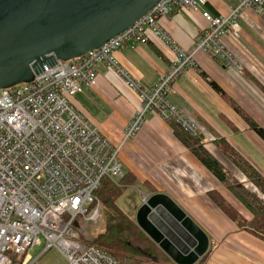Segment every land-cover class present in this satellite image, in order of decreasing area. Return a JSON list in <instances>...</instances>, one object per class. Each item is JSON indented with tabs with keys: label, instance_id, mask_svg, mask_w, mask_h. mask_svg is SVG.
<instances>
[{
	"label": "built area",
	"instance_id": "1",
	"mask_svg": "<svg viewBox=\"0 0 264 264\" xmlns=\"http://www.w3.org/2000/svg\"><path fill=\"white\" fill-rule=\"evenodd\" d=\"M209 0H160L126 29L75 58L44 64L28 81L0 88V264H12V257L29 264V250L42 245L36 260L55 248L66 264H117L108 252L90 245L86 235L90 222L100 217L93 206L95 192L105 178L123 175L118 158L124 143L132 139L149 112L163 120L174 119L190 135L199 129L171 102L175 80L195 65L203 52L235 69L241 65L222 42L227 28L240 35L237 19L250 9L264 13V0H236L226 14L201 11L206 26L186 51L161 29L158 20L177 5L197 10ZM152 32L175 49L167 70L150 88L139 85L114 58L124 44L134 46L148 40ZM107 64L141 101L126 125L122 140L113 144L70 103L82 86L93 87L97 65ZM150 194L140 193L141 203Z\"/></svg>",
	"mask_w": 264,
	"mask_h": 264
},
{
	"label": "crops",
	"instance_id": "2",
	"mask_svg": "<svg viewBox=\"0 0 264 264\" xmlns=\"http://www.w3.org/2000/svg\"><path fill=\"white\" fill-rule=\"evenodd\" d=\"M235 5L236 0H209L206 5H199L197 10L177 5L169 15L160 17L158 23L176 45L190 51L206 26L201 11L207 9L214 14L224 15ZM237 22L240 27L239 37H235L231 29L227 28L222 42L238 60L241 69L230 67L206 53L197 52L195 65L188 67L175 80L169 98L184 116L195 123L204 138L205 147L219 161L222 162L219 156L221 152L211 142L222 136L264 173L241 148L243 143L246 144L245 141L258 145L263 142L255 137L254 131L226 101L233 99L264 127V13L246 9L241 12ZM113 55L139 85L150 89L172 63L175 49L160 36L149 32L147 41L134 46L124 44ZM211 80L225 95L211 86ZM69 101L113 144L122 140L127 123L141 104L138 94L105 63L97 65L95 86H82ZM241 136L246 140H237ZM120 154L124 169H133L136 165L146 170L150 181H167L169 185L175 183L178 186L176 191L168 187L159 192L168 194L177 202L207 233L209 244L210 241L214 244L202 264H264V241L246 231L238 230L230 223L211 231L201 220L206 212H201L199 207H188L185 199L197 197L204 208H216L207 195V199H203L194 190L193 187L200 183V174L197 175L198 179L195 175L197 172H201L206 179L207 174L211 175L213 187H217L219 181L174 136L167 121L156 112L146 114L144 124L132 139L124 143ZM188 167L195 170L192 171L193 174L190 171L191 175L187 176L182 172L189 170ZM161 168L179 169L182 172L176 173L177 176L163 177V172L159 171ZM184 184L189 187L187 192Z\"/></svg>",
	"mask_w": 264,
	"mask_h": 264
},
{
	"label": "water",
	"instance_id": "3",
	"mask_svg": "<svg viewBox=\"0 0 264 264\" xmlns=\"http://www.w3.org/2000/svg\"><path fill=\"white\" fill-rule=\"evenodd\" d=\"M158 1L0 0V88L101 46ZM135 221L175 264H195L208 250L207 233L164 192L141 203Z\"/></svg>",
	"mask_w": 264,
	"mask_h": 264
},
{
	"label": "trees",
	"instance_id": "4",
	"mask_svg": "<svg viewBox=\"0 0 264 264\" xmlns=\"http://www.w3.org/2000/svg\"><path fill=\"white\" fill-rule=\"evenodd\" d=\"M211 86L222 95V89L214 82ZM243 121L264 141V128L259 125L233 99H226ZM174 136L195 156L198 161L224 186L248 214L241 212L228 198L216 189L209 190L208 196L219 210L228 217L238 230L246 231L264 241V173L238 151L225 137L212 140L217 149L241 171L257 192L249 190L239 182L232 172L205 147L202 135H190L174 119H167ZM125 175L114 181L102 180L95 192L93 206L99 205L100 229L90 234V245L111 254L117 264H175L172 259L136 224L118 204L117 198L123 192L121 182ZM208 250L195 264H202L212 251ZM22 258L13 256L12 264H20Z\"/></svg>",
	"mask_w": 264,
	"mask_h": 264
},
{
	"label": "rangeland",
	"instance_id": "5",
	"mask_svg": "<svg viewBox=\"0 0 264 264\" xmlns=\"http://www.w3.org/2000/svg\"><path fill=\"white\" fill-rule=\"evenodd\" d=\"M240 19H241V17L239 18V20ZM165 121H167V120H165ZM261 126L263 127V125H261ZM254 134L256 135L255 137H257V139H260L259 141H262L264 143V141L260 138V136H258L255 132H254ZM242 137L243 136L238 137L237 140H240V141L246 140ZM211 143L214 147H216L213 142H211ZM245 143L246 144L243 143V145H241V148L243 150H245L244 153L246 155H248L250 158H252L259 165L261 170L264 171V146H263L264 144L262 143V144L258 145L255 142H249V141H245ZM259 143H261V142H259ZM216 154L218 155V153H216ZM219 156H220V159L222 160L223 164L229 169L230 172H232L234 174V176L237 178V180L239 182L243 183L249 190L257 192V189L252 185L251 182L248 181L247 177L241 171H239L235 166H233V164L230 162V160L228 161V159L222 153H219ZM120 157H121V154L118 156L119 160H120ZM130 167H132V166H130ZM193 170H195V169L189 168V170H187L186 172H182L179 169H173V168H164V169L161 168V169H159V171L163 172L161 174L163 177H167V176L169 177L170 175L177 176L178 174H176V173L180 174V172L187 175V174H189L190 171H191L190 173H192ZM145 171L146 170H144V168L137 167L136 165L133 169L127 168V167L124 169V167H123V172L125 175L124 182H121V187H122L123 192L117 198L116 202L133 219H135L136 211H137L138 207L141 205L140 193L151 195L153 193L161 191V189L168 188V187H172L173 191L178 190L177 189L178 186H176L175 183H173V185L170 184L171 185L170 186L167 181H165V183L164 182L156 183L152 180L150 181V178H148V176H147L148 174L146 175ZM198 174H200V181H199L200 183H198L199 184L198 186L193 187L194 190L196 192H198L200 195H202L201 197H203V199L204 198L207 199V197H208L209 200L214 205V207H216V208H215V210H209V208L208 209L204 208L203 205L201 206L200 200H198L197 197L193 198V199L190 198V200L185 199V201L188 204L189 208L192 206L199 207L201 212H203V211H204L203 213L206 212V215H203V217H201V220L203 221L204 225L208 229H210L212 231V229H217L219 227H222V225L226 226V224H229V223L231 225H234L228 219V217L226 215H224L219 210V208L216 206L214 201L208 196L209 190L216 189L217 191L221 192L235 206H237V208H239L241 210V212H243L244 214H248L247 211L243 208V206L239 202H237V200L229 193L228 190H226L224 188V186L220 182L217 183V185H218L217 187H213V186H211V185H213V182H211V180L213 179L211 175L207 174L208 179H206V177L202 176L201 172H199V173L197 172V174H195V175L197 176ZM205 174H206V172H205ZM189 175H191V174H189ZM196 178L198 179V176ZM182 186H183V184H182ZM185 187L187 188V190H186V192H187L189 187H188V185H185ZM177 193H178V191H177ZM195 195H197V193ZM206 195H207V197H205ZM100 226H101V221L99 219L97 222H90L89 226L86 230V235L90 236V234H93L94 232L99 230ZM42 248H43V244L42 245H36L29 250V253L31 255V260H30L29 264H66V261L64 260L62 255L55 248H51V249L47 250L36 260L39 253L41 252Z\"/></svg>",
	"mask_w": 264,
	"mask_h": 264
}]
</instances>
